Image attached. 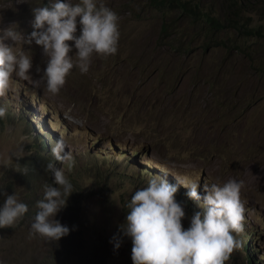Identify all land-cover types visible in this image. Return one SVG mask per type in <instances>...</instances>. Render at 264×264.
<instances>
[{"label": "rangeland", "instance_id": "1", "mask_svg": "<svg viewBox=\"0 0 264 264\" xmlns=\"http://www.w3.org/2000/svg\"><path fill=\"white\" fill-rule=\"evenodd\" d=\"M44 1L47 2L0 0V36L9 26L29 35L28 26L32 27L34 20L32 8L43 6ZM200 2H213L214 9L221 4V0ZM97 3H103L118 16L120 39L115 55L104 58L93 53L88 71L81 73L74 67L56 95L49 93L42 81L40 87H34L31 81L13 74V87L0 97V106L8 111L0 123V157L6 158L14 151L21 136L29 138L27 153L28 146L37 142L40 134L49 137L47 130L62 137L65 151L73 157L71 167L81 160L87 165L81 175L80 216L72 232L69 229L70 236L56 242L31 234L35 216L31 222L19 221L14 227H6L0 264H32L33 258L41 260L49 252L58 254L62 244L68 249L62 264H132V242L122 231L126 226L122 218L129 212L131 195L151 180L144 171L152 168L180 183L175 200L185 212L181 221L185 230L195 213L182 195L189 191L184 184L198 182L199 191L205 196V185L222 184L229 179L242 182L240 198L248 218L244 231L236 236L240 250H234L226 264H248L243 248L246 242L247 253L255 264H264V71L255 73L248 67L249 63L254 64L259 51L260 64L264 63L260 33L246 38L234 30L215 32L212 40L228 36L231 48L225 51L214 45L205 50L210 38L203 37L199 26L179 20L177 12L161 13L149 5V0ZM263 10L264 2L260 1V15L247 13L253 18L252 31H256V24L264 23ZM166 22H171L167 28L171 33L170 49L165 41L157 46ZM80 27L77 17V37ZM190 33L194 37L186 35ZM173 37L177 38L175 42H171ZM68 44L69 56L75 62L74 41ZM199 44H205L203 51ZM22 48L30 53V75L38 80L47 62L42 47L33 41ZM190 49L192 52L185 58L176 52ZM236 49L241 55H236ZM185 71L184 79L174 83L175 74ZM90 154L96 159H89ZM132 154L127 167V158ZM95 160L100 164L98 173L89 169ZM8 167H0V179ZM61 167L68 175L69 162ZM244 232L248 237L242 245ZM12 240L26 252L18 249L8 254L5 248Z\"/></svg>", "mask_w": 264, "mask_h": 264}, {"label": "clouds", "instance_id": "2", "mask_svg": "<svg viewBox=\"0 0 264 264\" xmlns=\"http://www.w3.org/2000/svg\"><path fill=\"white\" fill-rule=\"evenodd\" d=\"M32 12L33 31L29 35L25 36L17 31L16 26H9L0 36V97L13 87V74L20 80L31 81L34 87H40L42 81L47 91L56 95L74 67H78L81 73L88 71L93 53L107 58L118 51V16L103 3L98 6L97 0H79L75 4L70 0H47L46 6H34ZM77 17L81 26L78 37L75 35ZM6 40L12 43H5ZM33 41L42 47L43 55L47 58L46 67L44 70L42 67V76L38 80L32 79V58L22 48V45H31ZM68 41H74L77 49L75 62L69 56L71 48ZM176 52L182 58L188 54L184 51ZM147 67V64L143 66L144 69ZM36 70L40 72L39 67ZM186 74L187 71L175 74L174 83L179 84ZM5 116L6 109L0 107V118ZM45 127L50 129L46 125ZM46 133L48 135L47 130ZM51 133L52 136L48 135L49 137L40 134L39 138L47 139L53 145L51 152L55 161H67L71 168L73 157L65 151L62 137ZM29 142L28 137L21 136L15 150L6 158L0 157V167L6 168L13 158L19 161L30 154L25 151ZM131 160V157L127 158V167ZM151 170L156 172V176L147 174L146 177L151 179L147 186L131 195L127 204L129 212L126 226L122 227L123 233L131 238L132 264H226L234 250L241 246L236 236L244 231V221L248 218L240 198L242 182L229 179L222 184L205 185V196L200 193L198 182L184 184L189 191L182 195L187 197L189 208L195 213L190 227L185 230L181 223L185 212L175 200L179 185H173L176 181L170 175L158 173L155 168ZM44 171L52 175L56 186L52 183L43 185V198L36 203L38 211L30 230L33 236L56 242L69 234V228L55 217L66 206L67 198L73 192V185L64 171L51 161L44 166ZM26 172L25 168L22 173ZM2 190L3 187H0V191ZM5 195L6 199L0 207V228L14 227L28 212V205L21 202L17 195ZM247 237L248 234L244 232L242 245ZM246 245L249 250L247 242ZM246 245H243L244 249ZM116 246L119 247V244ZM246 256L252 258L248 253Z\"/></svg>", "mask_w": 264, "mask_h": 264}, {"label": "trees", "instance_id": "3", "mask_svg": "<svg viewBox=\"0 0 264 264\" xmlns=\"http://www.w3.org/2000/svg\"><path fill=\"white\" fill-rule=\"evenodd\" d=\"M260 1L264 2V0H221V4L217 9L213 8V2L201 5L200 0H149V5L159 9L161 13H164L165 11H169L171 13L177 12L179 15V20H186L192 27L199 26V28H201L200 33H203V37L205 39H208V37L210 38L208 41V46L205 47V44H199L202 51L204 47L206 50L211 49V47L214 45L227 51L231 48L230 39L228 36H224V38L220 41H213L211 37L215 32L221 31L225 33L227 30H234L236 31L237 35H242L246 38H255L257 37V34L259 35L260 33V42H264V23L255 25L254 29L257 31L256 33V31H252L251 27L253 18L251 16H247V13L251 11L260 15ZM46 4L47 2L44 1L43 5L46 6ZM262 15H264V10ZM169 26H171V22L163 23L160 39L157 43L158 47L163 44V41H165L167 47L170 49L171 46L168 43V39L171 37V33L167 32V28ZM243 28L246 29V31H242ZM32 31L33 28L28 26V33L30 34ZM186 35L188 37H194V35H191V33ZM176 40L177 38L173 37L171 42H175ZM232 49L235 48L233 47ZM190 52H192V49H190L187 53ZM235 53L236 55H241L239 49H236ZM262 65H264V63L260 64L259 51L256 53V60L254 64L251 65L249 63L248 67L252 72L260 73V71H264ZM244 110L245 106L243 112ZM7 115L8 111L6 110V116ZM4 118H0V123ZM48 135L52 136V133L48 132ZM36 141L37 142L34 141L27 148V153L30 154H27L19 161L15 160L12 162L0 179V185L3 187L4 191V196L0 198V207L3 206L4 200L6 199L5 194L11 195L13 193L17 195L21 202H24L28 205V212L20 220L21 223L31 222L32 218L38 211L36 203L38 200L43 198V185L46 183H52L54 187L56 186L53 183L52 175L44 171V166L47 164V162L51 161L57 168L62 169V163L55 161L52 155L51 148L53 145L50 143V141L44 138H37ZM133 157L134 154L131 155V158ZM91 158L96 159V156L90 154L89 159ZM25 168L27 169V172L26 174H23L22 172H24ZM86 169H88L87 165L81 160L74 167L70 168L68 175L65 173L66 177L73 185V192L67 198L66 206L57 213L56 220H58L62 225L67 226L70 229V232H72V227L75 225L76 220L81 213L83 199L81 175ZM89 169H95V171L98 173L100 171V164L98 160H95ZM144 172L148 173L150 176H156L155 171L149 170V172ZM127 214L128 213H126L122 218V221L125 224ZM7 231V228H0V247L4 248L3 243L5 238H3V235L4 232L7 233ZM69 236L70 234L66 235L65 239H67ZM5 249L7 250L8 254H13L18 249L20 252H26V250L19 248L18 243L13 240L9 242L7 248ZM238 250H240V247L237 248V251ZM245 250L247 253V245L245 246ZM67 252V246L62 244L58 254L57 251L49 252L44 255L41 260L34 261L33 258L32 264H62L65 258L68 256ZM247 263L253 264V259L247 257Z\"/></svg>", "mask_w": 264, "mask_h": 264}, {"label": "bare ground", "instance_id": "4", "mask_svg": "<svg viewBox=\"0 0 264 264\" xmlns=\"http://www.w3.org/2000/svg\"><path fill=\"white\" fill-rule=\"evenodd\" d=\"M41 161H43V160H41ZM48 163V162H47ZM43 164V163H42ZM48 179V178H47ZM49 180V179H48ZM47 180V181H48ZM50 181V180H49ZM180 183L179 182H175L173 185H175V186H177V185H179Z\"/></svg>", "mask_w": 264, "mask_h": 264}]
</instances>
